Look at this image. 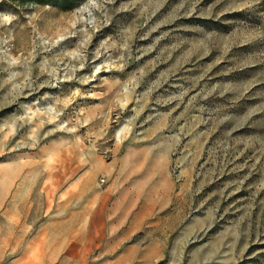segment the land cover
<instances>
[{
	"label": "rangeland",
	"instance_id": "374dc122",
	"mask_svg": "<svg viewBox=\"0 0 264 264\" xmlns=\"http://www.w3.org/2000/svg\"><path fill=\"white\" fill-rule=\"evenodd\" d=\"M17 162L0 264H264V0H0Z\"/></svg>",
	"mask_w": 264,
	"mask_h": 264
},
{
	"label": "bare ground",
	"instance_id": "6f19581e",
	"mask_svg": "<svg viewBox=\"0 0 264 264\" xmlns=\"http://www.w3.org/2000/svg\"><path fill=\"white\" fill-rule=\"evenodd\" d=\"M60 153H53L51 154V156L48 158V162H47V165L49 166L50 170H53L55 168H58L59 166L57 165V162L59 160V157H60ZM128 157V156H126ZM142 159L140 160V166L143 167V165H145L146 163V159L147 158H143L141 157ZM130 158L128 157L127 160H129ZM108 165V164H107ZM108 167H111L108 166ZM60 168V167H59ZM58 168V169H59ZM112 168V167H111ZM2 169V168H1ZM19 169H21V163L20 162H17V163H12L10 164L8 167L4 168L1 170L2 172V178L0 179V182L2 183L3 187L0 188V207L5 199V196L9 193V191L11 190L12 188V185L15 181V177L18 175L19 173ZM56 171V170H55ZM58 173V171H57ZM87 179V183L89 185H86V186H90V185H95L96 183V177H97V173L95 170L87 173V175L85 176ZM77 183V182H76ZM75 183V184H76ZM86 183V184H87ZM53 189V187H52ZM54 190V189H53ZM66 190V189H65ZM95 190V189H94ZM67 191V190H66ZM63 192L62 194V198L65 197L68 192ZM101 193V192H100ZM74 195V194H73ZM118 197V196H117ZM74 198V197H73ZM99 199V195L98 193H96L94 199H93V203L95 204L97 202V200ZM94 204L93 206H90V210H93L94 208ZM88 206V205H87ZM104 205L102 204L101 205V208H104L103 207ZM96 207V206H95ZM110 211V210H109ZM9 212V211H8ZM104 212V211H103ZM104 214V213H102ZM16 215V214H15ZM93 216V215H92ZM16 218V217H15ZM14 218V219H15ZM18 218V217H17ZM93 218V217H92ZM20 219V218H19ZM100 220V219H99ZM14 221V220H13ZM97 222V221H96ZM43 224V223H42ZM92 226V225H91ZM93 227V226H92ZM91 228V227H90ZM54 230V229H53ZM45 231V230H44ZM38 232V230H37ZM44 233V232H43ZM43 233L41 234V236L43 235ZM90 234V233H89ZM46 235V234H45ZM49 235V234H48ZM44 236V235H43ZM23 238V237H21ZM100 238V237H99ZM68 239V238H67ZM35 239H33L32 241H34ZM71 240V239H70ZM31 242V241H30ZM68 242V241H67ZM9 243V242H8ZM11 243V241H10ZM22 243V242H21ZM36 243V241H35ZM65 243V242H64ZM29 244V243H28ZM47 243H45V246H46ZM61 245V244H60ZM98 245V244H97ZM6 246V245H4ZM21 246V245H20ZM32 246V245H30ZM36 247V248H35ZM35 248V249H34ZM56 251L54 252V254L56 255V252L57 250L59 251V248L56 247L55 248ZM62 251V249H61ZM54 254L52 253L51 254V257H50V252H45L42 247L40 245L37 246H34L33 248H30L29 246L27 248H25L24 252L18 256L16 259H15V264H53L52 261L54 260ZM58 261V260H57Z\"/></svg>",
	"mask_w": 264,
	"mask_h": 264
},
{
	"label": "built area",
	"instance_id": "2783aa9c",
	"mask_svg": "<svg viewBox=\"0 0 264 264\" xmlns=\"http://www.w3.org/2000/svg\"><path fill=\"white\" fill-rule=\"evenodd\" d=\"M103 180H105V179H103Z\"/></svg>",
	"mask_w": 264,
	"mask_h": 264
}]
</instances>
